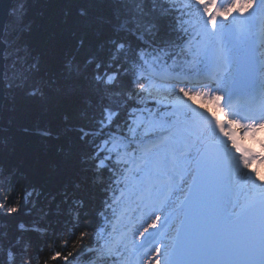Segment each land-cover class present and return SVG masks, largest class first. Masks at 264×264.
<instances>
[{"label": "snow or ice", "instance_id": "1", "mask_svg": "<svg viewBox=\"0 0 264 264\" xmlns=\"http://www.w3.org/2000/svg\"><path fill=\"white\" fill-rule=\"evenodd\" d=\"M92 30L84 58L81 39L61 79L29 93L68 97L81 121L71 126L83 146L80 179L60 203L87 219V194L99 188L104 219L125 196L144 206L152 218L139 235L162 236L147 264H264V53L257 62L241 47L264 37V0H115ZM180 52L184 63L166 70ZM32 195L25 190L21 208ZM6 241L0 233V246ZM15 243L18 260L10 244L8 260L26 264L28 243ZM105 248L112 253L107 240Z\"/></svg>", "mask_w": 264, "mask_h": 264}, {"label": "trees", "instance_id": "2", "mask_svg": "<svg viewBox=\"0 0 264 264\" xmlns=\"http://www.w3.org/2000/svg\"><path fill=\"white\" fill-rule=\"evenodd\" d=\"M114 7L115 0H14L12 4L3 40L9 42L18 30L19 34L9 45L12 57L5 61L6 100L0 116V233L7 237L6 244L0 246V261L4 264L18 260V237L29 245L26 264L102 260L97 227L103 217L97 210L107 194L99 188L90 190L87 219L74 218L68 211L70 203H60L62 191H71L80 179L83 146L79 133L71 128L81 123L74 118L76 107L68 97L48 88L43 95L29 93L36 86L61 79L64 64L81 39L85 43L78 59L84 58L94 39L93 24L111 15ZM22 26L25 28L20 30ZM164 32L175 37L167 27ZM41 129L49 130L52 136L39 135ZM69 151L70 160L66 155ZM25 190L33 195L21 208ZM9 207L21 211L9 215ZM21 224L24 230L19 228ZM33 226L42 230L33 231ZM82 233L86 235L82 237ZM9 244L13 261L7 257Z\"/></svg>", "mask_w": 264, "mask_h": 264}, {"label": "water", "instance_id": "3", "mask_svg": "<svg viewBox=\"0 0 264 264\" xmlns=\"http://www.w3.org/2000/svg\"><path fill=\"white\" fill-rule=\"evenodd\" d=\"M13 2L14 0H0V116L3 103L6 100L4 92L5 56L10 50V43L5 42L3 37Z\"/></svg>", "mask_w": 264, "mask_h": 264}, {"label": "rangeland", "instance_id": "4", "mask_svg": "<svg viewBox=\"0 0 264 264\" xmlns=\"http://www.w3.org/2000/svg\"><path fill=\"white\" fill-rule=\"evenodd\" d=\"M24 28H25V26H22L19 29L22 30ZM18 31L13 36V38L9 41V43H13L16 40V38L18 37V34H19ZM10 51L11 50H9V52L6 54V56H5L6 58L12 57L13 54ZM8 65L11 67V64H8ZM123 211H124L123 213L128 214L131 222H137L132 226L133 231L131 232L133 247L135 248L137 243L139 242L140 237H141L139 235V233L143 232L144 227H147L148 223H151V218L149 216V212L147 211V209L144 206H137L135 204V209H133V211L131 208H126V207L123 209ZM157 214L160 215V212H158ZM124 228H127V226L124 225Z\"/></svg>", "mask_w": 264, "mask_h": 264}, {"label": "bare ground", "instance_id": "5", "mask_svg": "<svg viewBox=\"0 0 264 264\" xmlns=\"http://www.w3.org/2000/svg\"><path fill=\"white\" fill-rule=\"evenodd\" d=\"M99 207H100V206H99ZM99 207H98V208H99ZM101 208H102V207H101Z\"/></svg>", "mask_w": 264, "mask_h": 264}]
</instances>
